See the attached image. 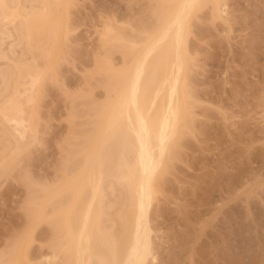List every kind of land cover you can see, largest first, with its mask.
Returning a JSON list of instances; mask_svg holds the SVG:
<instances>
[{"label": "rangeland", "instance_id": "obj_1", "mask_svg": "<svg viewBox=\"0 0 264 264\" xmlns=\"http://www.w3.org/2000/svg\"><path fill=\"white\" fill-rule=\"evenodd\" d=\"M164 1L72 0L69 31H63L52 64L39 83L15 77L19 81L15 84L13 78L0 111L14 98L25 109L24 123L30 128L21 139L0 112V130L6 133L0 142L1 254L27 230L28 213L32 215L35 210L31 209L48 197L46 186L54 189L55 180L82 163V141L87 146L91 142L87 137L93 138L99 128L93 130L96 112L115 102L126 87L119 77L126 79L130 74L127 69L133 67L137 43L157 27L158 3L162 6ZM224 1L222 17L214 18L210 3L182 25L187 53L178 93L185 111L180 110V118L184 116L181 121L187 125L178 142L181 146H175L176 158L159 179H165L163 184L159 181L164 187L151 208L155 264H264V0ZM10 23L0 68L13 60H33L27 41L13 47L18 39L15 21ZM108 28L118 30L112 39L122 35L119 41H125L106 40L103 34ZM11 43L16 47L14 56ZM109 61L116 70L106 72L107 77L99 65ZM1 83L0 77L3 89ZM113 83L121 91L117 86L112 89ZM13 134L18 135L16 139ZM17 145L20 152L15 151ZM46 200L42 205L56 215L40 222L21 264H54L57 207L53 209Z\"/></svg>", "mask_w": 264, "mask_h": 264}, {"label": "bare ground", "instance_id": "obj_2", "mask_svg": "<svg viewBox=\"0 0 264 264\" xmlns=\"http://www.w3.org/2000/svg\"><path fill=\"white\" fill-rule=\"evenodd\" d=\"M71 1L0 0V57L3 42L7 38L5 35L10 34L6 30L7 24L14 21V32L17 34L18 41L13 44V47H18L19 44L27 41L28 49L30 52L33 51L31 56L33 60L30 63L26 60L25 63L22 59L20 63L13 60L12 64H6L7 66L0 68L3 88L0 89V102L12 86L13 78L14 82L17 81L15 77L21 81L29 79L32 85L39 83V78H42L52 64L54 52L58 49L63 31L68 30V11ZM210 3L214 18L222 17L224 0H165L162 6L158 3L161 11L158 12L160 8L157 10V27L154 26L151 31L146 32L137 43L140 47L133 67H129L130 70L127 69L130 74L125 72L128 78L119 77L120 83L125 84L126 87H122L121 91L118 83L116 86L119 88L114 85L115 83H113L114 87L111 85L112 89L116 87L118 91H121L120 93L116 89L118 99L115 102L110 100L111 105L108 102L109 106L105 110L100 109L101 111L96 112L99 115L96 116L99 124L97 121L94 122L96 125L93 130L99 125L97 131H94L96 135L93 137L91 132L93 138L86 136L91 140V142L88 141L87 146L84 144H87V141H82L84 142L82 145L85 146L80 148L81 151L79 150L84 153L80 154L84 156L82 163L79 166L75 163L77 166L72 171L66 166L68 171L64 172V176H60L58 181L53 182L56 183L53 185L54 189L46 186L47 198L45 194V197L39 194L45 198L43 199L45 204L48 202L46 199L49 198L51 204L52 197H58L53 199L54 203L51 206L53 209L57 207L54 210L57 212V222L55 221V224L57 223L55 244L57 245H53L55 251L54 253L52 251L54 264H151V260H156L152 241L151 208L161 190L160 187H164L159 184V181L163 184L165 179H159L164 176L163 172L168 171L167 164L170 165V161L176 158H173L176 153L175 146L178 145L183 134L182 130H185L183 128L187 125L181 121L184 116L180 118V110L185 111L183 107L180 108L181 98L178 93L183 61L187 53L181 29L183 22L186 23L185 20L194 16L195 11L201 10ZM185 27L188 29V26ZM112 28H108L103 36L107 37L106 40H109L108 37L111 38V42L113 40L123 43L125 40L119 41L122 39L121 32L118 40L112 39L115 30L117 31L115 35H118L117 28L114 30ZM66 33L68 32L64 33L65 36ZM13 47L11 43L12 56L16 54V47ZM109 59L112 62L113 59ZM111 62H103L99 65L100 69L104 70V73H115L116 69L113 63L110 64ZM120 72L123 71H119L118 74ZM123 74L122 76H125ZM119 78L115 80L119 81ZM115 80L113 81L116 82ZM13 88L15 90V87ZM184 94L186 97V92ZM13 99H8L9 101L6 102L4 98L3 101L9 104L0 112L15 128L14 132L20 133L19 136L21 135L22 139L23 136L25 137L26 127H30L24 123L27 118L25 119L24 116L25 109L21 108L22 104ZM11 128L10 131H13ZM17 134L12 136L16 139ZM3 136H6V133L0 130V142ZM78 145H76L77 148ZM15 147L16 152L22 149L18 145ZM44 202L39 203L37 209L34 207L31 209L36 211H33L32 215V211L28 213L30 215L27 214L31 217L28 218L29 221L27 220V230L20 235V239L16 238L17 242L14 241L13 247L10 245L9 250L0 253V264H21L19 260L25 256L28 257V250L31 248L36 229L42 223L41 221L46 220L47 215L49 217L53 214L52 211L50 214L47 212V206L42 205ZM25 259L29 261L28 258ZM156 262L154 261V264Z\"/></svg>", "mask_w": 264, "mask_h": 264}]
</instances>
